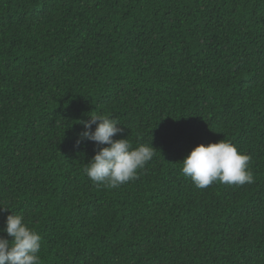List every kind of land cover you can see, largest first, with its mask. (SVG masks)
Wrapping results in <instances>:
<instances>
[{
	"label": "trees",
	"instance_id": "16d2710c",
	"mask_svg": "<svg viewBox=\"0 0 264 264\" xmlns=\"http://www.w3.org/2000/svg\"><path fill=\"white\" fill-rule=\"evenodd\" d=\"M94 114L155 148L119 188L84 172ZM223 139L255 182L197 188ZM0 204L42 264H264V0H0Z\"/></svg>",
	"mask_w": 264,
	"mask_h": 264
},
{
	"label": "clouds",
	"instance_id": "9594fccd",
	"mask_svg": "<svg viewBox=\"0 0 264 264\" xmlns=\"http://www.w3.org/2000/svg\"><path fill=\"white\" fill-rule=\"evenodd\" d=\"M93 125H96L93 131ZM119 122L105 114L91 115L84 122L85 131L79 134L77 146L87 141L99 147L95 156L86 164L84 172L98 185L119 188L130 180L138 178L139 170L155 156L153 146L140 145L133 148L128 139H114L123 131ZM250 157L241 153L237 147L225 139L209 145L200 144L182 161V173L189 177L199 189H205L215 182L243 186L254 183L249 169ZM3 210V204H0ZM8 237H0V264H42L40 254L41 235L30 228L21 214L7 216L3 229Z\"/></svg>",
	"mask_w": 264,
	"mask_h": 264
}]
</instances>
